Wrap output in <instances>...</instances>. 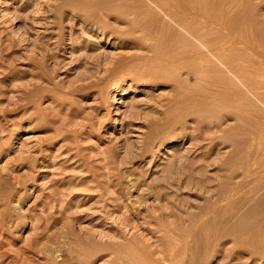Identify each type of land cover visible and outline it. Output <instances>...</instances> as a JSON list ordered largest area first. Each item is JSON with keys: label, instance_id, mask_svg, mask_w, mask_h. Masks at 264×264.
I'll return each mask as SVG.
<instances>
[{"label": "rangeland", "instance_id": "1", "mask_svg": "<svg viewBox=\"0 0 264 264\" xmlns=\"http://www.w3.org/2000/svg\"><path fill=\"white\" fill-rule=\"evenodd\" d=\"M102 1L0 0V264H264L256 186L237 237L206 247L189 234L243 180L246 111H264V0L246 1L240 31L222 39L241 66L230 82L258 83L256 95L174 121L179 92L206 84L174 65L145 82L160 62L153 36ZM234 2L231 14L244 5Z\"/></svg>", "mask_w": 264, "mask_h": 264}, {"label": "bare ground", "instance_id": "2", "mask_svg": "<svg viewBox=\"0 0 264 264\" xmlns=\"http://www.w3.org/2000/svg\"><path fill=\"white\" fill-rule=\"evenodd\" d=\"M237 1L245 5L248 0H235ZM230 2L232 3V0H105L96 5L99 10L121 8L127 15H133L138 21L143 20L140 29H147L153 36L156 59L160 61L150 70H143L145 82L158 78L166 65H174L176 69H185V75L196 72L194 76H199L196 77L197 80L206 84H200L199 91L197 88L194 89L197 94L191 89L196 95L179 92L166 118L168 121L181 119L183 113L195 107L194 104L200 108L204 106L214 109L224 108L234 101H239V94L253 93L256 95V91L259 90L258 83L256 86L254 81L253 84L249 82L247 85L246 81H243L242 85L238 86H236L237 83L234 85L230 82L234 72H237L235 70L241 66L239 62L237 65L238 59L236 61L235 56L232 55L231 58L230 55L225 54L232 50V46L222 39L229 40L235 30L240 31V25L247 18L245 15L249 13L247 10L250 11L246 8L247 5L239 4L238 7L242 8H238L235 14H231L232 12L227 11ZM147 4H152L153 8ZM157 21L162 24L159 25ZM163 28L167 30L166 33L157 36L156 34ZM239 31H236V34ZM245 31L244 29L243 33L246 35ZM239 34L245 38L244 34L240 32ZM228 74L233 75L228 76ZM235 77L232 78L237 80L238 77ZM118 89L119 82L116 80L111 83L110 91ZM119 92L126 95L131 90L122 89ZM218 92L222 95L220 100L210 99ZM180 143L179 140L172 139L165 144L164 151L167 152L168 149ZM242 167H245L242 173L243 180L224 185L214 202L199 212V214L202 213L200 219L196 222L193 233H189L193 237H202L206 247H214V243L223 236L237 237L235 228L246 224V193L244 190L247 186L257 187L252 194L253 198L250 197V199H255L254 196L258 194L264 196V111H246V162ZM20 227L23 230L25 225L22 224ZM184 251L185 248H173L175 253H184ZM130 262L136 264L134 259Z\"/></svg>", "mask_w": 264, "mask_h": 264}]
</instances>
